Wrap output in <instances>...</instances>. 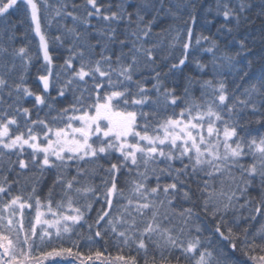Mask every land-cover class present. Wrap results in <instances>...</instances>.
Returning <instances> with one entry per match:
<instances>
[{"label":"snow or ice","instance_id":"snow-or-ice-1","mask_svg":"<svg viewBox=\"0 0 264 264\" xmlns=\"http://www.w3.org/2000/svg\"><path fill=\"white\" fill-rule=\"evenodd\" d=\"M252 123L264 0H0V264H264Z\"/></svg>","mask_w":264,"mask_h":264},{"label":"trees","instance_id":"trees-1","mask_svg":"<svg viewBox=\"0 0 264 264\" xmlns=\"http://www.w3.org/2000/svg\"><path fill=\"white\" fill-rule=\"evenodd\" d=\"M78 2H82V0H78ZM101 3H108V0H100ZM209 3L212 2V0H208ZM211 19V16L207 15V13H205L204 11H201L199 17H198V22L196 25V31L197 32H201L203 31L205 35H209V34H214L216 33V29L217 27H219V24L222 22L220 19H217L214 24H206L205 23V19ZM13 19H16L15 16H13ZM261 21L260 20H256V23L253 27V29H250V31H255L258 34L259 29L261 28ZM25 28H27V25H25ZM24 29H21V31H23ZM53 34H55V30L53 29ZM221 39H223V37H220ZM29 39L31 40V49L33 51H35L36 46H37V42H38V38H36L34 36V34L29 33ZM54 61L57 64H60L63 62L64 57L67 55V52L64 48L58 47V46H54L51 49ZM202 56H204L203 53H201ZM204 58H207L206 56H204ZM41 62L40 61H34V65L31 68L29 75L27 77V84L29 87H31L33 89V91H40L41 89V85L35 80V75H36V71L37 68L40 67ZM166 70V69H165ZM199 75V71L195 65V63H188L187 66L183 69V71H176L174 74H170L169 76V84L170 85H179L180 87L178 88V91H182L183 89V85L185 84V77L187 76H198ZM51 95L53 97L56 96V92L55 90H53L51 92ZM24 106L26 107H33L32 104V98H26V100L24 101ZM63 106L62 103H58L57 107ZM47 111V109H43L40 111L39 115L41 116V118L44 117L45 112ZM178 111V109H177ZM36 113L35 110L33 112V118H35ZM250 129H252L253 131L259 129L261 132H264V128H260V125L252 123L251 125H249ZM51 183V175H49V179L47 184ZM47 184L44 186V192H47ZM187 206V205H185ZM91 215H95V212L91 213ZM73 239H75V237H73ZM82 250L84 252H87L88 249L86 247L83 246V243L81 245ZM94 247L96 248H101L103 249L105 247V245L103 244V241H101L99 244H96ZM107 251L108 253H110L112 256L117 255V250L116 248L112 245V244H108L107 246ZM125 254H127V249H125ZM241 259H243V257H241Z\"/></svg>","mask_w":264,"mask_h":264}]
</instances>
